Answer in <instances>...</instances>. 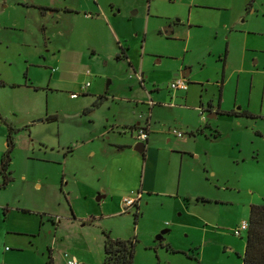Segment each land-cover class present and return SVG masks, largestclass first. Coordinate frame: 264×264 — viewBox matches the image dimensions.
Instances as JSON below:
<instances>
[{
  "label": "rangeland",
  "instance_id": "1",
  "mask_svg": "<svg viewBox=\"0 0 264 264\" xmlns=\"http://www.w3.org/2000/svg\"><path fill=\"white\" fill-rule=\"evenodd\" d=\"M9 1L0 264H101L106 236L133 243L132 264H241L246 232L235 229L264 204V0H100L91 18L83 0L70 17ZM178 62L191 70L185 101L164 75Z\"/></svg>",
  "mask_w": 264,
  "mask_h": 264
},
{
  "label": "trees",
  "instance_id": "2",
  "mask_svg": "<svg viewBox=\"0 0 264 264\" xmlns=\"http://www.w3.org/2000/svg\"><path fill=\"white\" fill-rule=\"evenodd\" d=\"M3 82L0 80V86ZM52 121L55 116H47ZM6 126V149L0 156V188L6 186L11 180L8 171L10 160L9 152L13 147V128ZM244 249L241 264H264V204H251L248 208L247 229L245 230ZM133 243L130 240L111 239L106 236L103 244V257L101 264H132ZM49 260V264H50Z\"/></svg>",
  "mask_w": 264,
  "mask_h": 264
},
{
  "label": "crops",
  "instance_id": "3",
  "mask_svg": "<svg viewBox=\"0 0 264 264\" xmlns=\"http://www.w3.org/2000/svg\"><path fill=\"white\" fill-rule=\"evenodd\" d=\"M0 1L1 2H4L3 8H6L8 5H10V1L9 0H0ZM51 1H53V0H17L16 3L22 4L21 6L26 7V8H31L32 10H35L36 9L41 14L51 13L52 11H54V12H58L59 14H63V16H65V17H70V16H73L76 13H78V10H77L78 8L75 5H77V2L79 0H63L64 3L62 5H60V6H54L53 4H50ZM67 1H70V2L71 1H74L75 4H68ZM83 1H84V4H85V2L88 4V7H89V8H87L88 13H91V14H88V13L85 14V15H87L85 18H91L92 14L94 15V13H96V11L100 8V4H99V1L100 0H83ZM198 3H201V2H198ZM107 4L110 5V8H112L113 7V0H107ZM85 7H87L86 4H85ZM109 11L111 12L112 10H109ZM2 12L3 11H0V13H2ZM224 55H225V53H224ZM225 59L226 58L224 57L223 58V61H222L223 65L225 63ZM182 66H183L182 63L178 62V63L175 64L173 70H170V71L167 70V71H165L166 73L164 72V75L165 76L167 75L168 82L174 76V73H171V71H178V70H180V71H183V75H186L187 73H189V75H190L191 70H189L188 72H187V70H181V67ZM187 90H188V87L185 89V91L183 92V94L182 93L180 94V96L182 97L183 101H185L186 98L188 97ZM198 101H201V100L198 99ZM209 105L211 106V103H209ZM210 106H208V107H210ZM218 106H219V104L217 105L216 108H213L212 107V109H210V111L215 112L217 114L220 111ZM198 107H201V102H199V106H195V104L192 105V106H190L191 109L198 108ZM0 118L3 121H7L6 119H4V118L1 117V111H0ZM6 124L9 125L8 123H6ZM137 125H145V126H147V130H148V132H150V130H149V123H148L147 120L144 119V122H142V123H140L139 121H136L135 124H134V126H133V128L135 126H137ZM0 132H1V127H0ZM4 133L5 132L2 131V134L1 135L4 136ZM148 138H149V136L147 137V140L145 141V143L148 142ZM4 147H6L5 140L0 145V154H1V150H3ZM1 189L2 188H0V190ZM121 199H122V197H121ZM121 199H120V203H121Z\"/></svg>",
  "mask_w": 264,
  "mask_h": 264
},
{
  "label": "built area",
  "instance_id": "4",
  "mask_svg": "<svg viewBox=\"0 0 264 264\" xmlns=\"http://www.w3.org/2000/svg\"><path fill=\"white\" fill-rule=\"evenodd\" d=\"M87 73V72H86ZM139 81L141 82V76ZM187 80L185 77L182 76H173L171 80L167 83V88L170 91H175V90H185L187 88ZM88 86V82L84 83L83 85L80 86L81 90H84ZM69 96L71 98H75L77 96L76 93H70ZM147 104H152V102L149 100ZM199 112L201 114L202 119H204V115L202 114V109L199 108ZM134 139H136V142H145L148 137V130L147 126L145 125H137L134 127ZM171 133L175 135L176 137H181L182 133L176 129H172ZM140 198V191H131L129 195H125L121 199V208L123 211L127 210L130 208L132 205H135L138 199ZM247 229V220H242L239 224V226L235 229V233L239 234L240 230H246ZM63 258L65 260V264H78L77 261L73 256H68L66 254H63Z\"/></svg>",
  "mask_w": 264,
  "mask_h": 264
},
{
  "label": "water",
  "instance_id": "5",
  "mask_svg": "<svg viewBox=\"0 0 264 264\" xmlns=\"http://www.w3.org/2000/svg\"><path fill=\"white\" fill-rule=\"evenodd\" d=\"M163 33H164V35H168L170 33L169 26H166V27L163 28ZM177 75L185 77L187 74L183 75V71H180L179 73H174V76H177ZM215 115H216L215 112H211V113L207 114V117L211 118V117H214ZM143 143L144 142H136L134 144L133 150L136 151L137 153H142L143 150H144V144ZM164 232H165V230L160 231V233L155 236V239H157V240L160 239L161 238V234H163Z\"/></svg>",
  "mask_w": 264,
  "mask_h": 264
}]
</instances>
